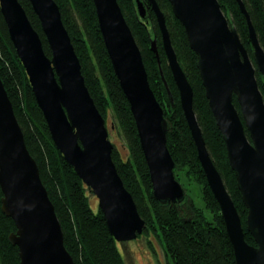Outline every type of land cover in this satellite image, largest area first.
<instances>
[{
    "label": "water",
    "instance_id": "water-1",
    "mask_svg": "<svg viewBox=\"0 0 264 264\" xmlns=\"http://www.w3.org/2000/svg\"><path fill=\"white\" fill-rule=\"evenodd\" d=\"M30 1L41 22L51 57L46 54L40 34L20 1L0 0V6L51 137L68 164L98 198V207L116 241L123 244L137 240L147 222L118 173L106 120L86 85L60 7L55 0ZM93 1L115 74L136 121L154 196L162 204H181L187 198V191L174 172L176 163L167 144L164 109L150 85L141 49L118 0ZM169 1L198 57L197 67L206 97L248 209L247 231L254 237L256 246L245 238L241 216L203 137L194 109V89L178 60L165 14L156 0H136L138 14L144 19L151 8L157 17L181 107L208 185L220 205L236 263L264 264V97L256 76L258 70L264 78V49L243 0L237 2L248 23L252 58L219 0ZM151 49L171 96L156 39ZM0 186L2 211L13 219L17 228L9 239L19 248L21 264H74L65 246L54 204L43 184L38 164L27 148L1 77Z\"/></svg>",
    "mask_w": 264,
    "mask_h": 264
},
{
    "label": "trees",
    "instance_id": "trees-1",
    "mask_svg": "<svg viewBox=\"0 0 264 264\" xmlns=\"http://www.w3.org/2000/svg\"><path fill=\"white\" fill-rule=\"evenodd\" d=\"M19 1L39 32L46 54L51 57L48 41L31 1ZM55 1L60 7L63 23L80 59L82 74L91 96L105 118L107 127L110 126L109 131L118 133L128 149V155L124 157L114 144L113 160L137 204L141 217L147 222L144 233L138 238L153 235L169 264H237L220 205L208 185L181 107L180 93L168 64L153 10L149 8L146 17L142 19L138 14L136 0H118L141 49L150 85L164 109L168 127L167 144L176 163V178L181 183H195L201 188V206H197L189 197L187 189V198L181 204H162L155 198L136 121L105 46L94 1ZM156 1L165 14L178 60L193 86L194 109L213 162L241 216L247 242L256 246L254 237L247 231L248 209L238 188L236 173L230 166L225 140L206 97L197 67L198 57L191 49L185 28L175 17L170 1ZM219 2L252 58L253 46L248 23L237 0ZM243 2L264 49V0ZM154 39L158 43L160 63L171 96L163 83L156 54L151 49ZM256 76L264 96V78L258 70ZM0 77L23 130L27 148L38 164L41 179L54 204L63 229L65 246L73 257L74 264H127L119 246L121 243L111 235L103 213L99 207L94 209L92 206L91 196L95 195L68 164L51 137L29 76L10 39L1 6ZM234 103L240 111L236 97ZM246 132L249 136L247 130ZM2 199L0 186V264H21L19 248L9 239L17 228L13 219L3 213ZM149 241L151 245L152 241Z\"/></svg>",
    "mask_w": 264,
    "mask_h": 264
},
{
    "label": "rangeland",
    "instance_id": "rangeland-1",
    "mask_svg": "<svg viewBox=\"0 0 264 264\" xmlns=\"http://www.w3.org/2000/svg\"><path fill=\"white\" fill-rule=\"evenodd\" d=\"M109 132V139L111 142L115 144L120 149L123 156L126 157L128 155V149L124 140L118 133ZM182 185L185 186L184 188L187 189L189 197L194 200L195 204L201 206L203 204L200 191L201 188L195 183L188 184L185 181H182ZM91 202L94 209L98 208L99 200L96 196H91ZM149 240L152 241L151 245ZM119 246L127 264H169L160 244L153 235L119 244Z\"/></svg>",
    "mask_w": 264,
    "mask_h": 264
}]
</instances>
